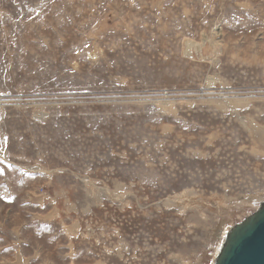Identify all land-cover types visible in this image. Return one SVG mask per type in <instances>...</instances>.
<instances>
[{
	"label": "rangeland",
	"instance_id": "rangeland-1",
	"mask_svg": "<svg viewBox=\"0 0 264 264\" xmlns=\"http://www.w3.org/2000/svg\"><path fill=\"white\" fill-rule=\"evenodd\" d=\"M263 202L264 0H0V264H216Z\"/></svg>",
	"mask_w": 264,
	"mask_h": 264
},
{
	"label": "water",
	"instance_id": "water-1",
	"mask_svg": "<svg viewBox=\"0 0 264 264\" xmlns=\"http://www.w3.org/2000/svg\"><path fill=\"white\" fill-rule=\"evenodd\" d=\"M216 264H264V202L231 229Z\"/></svg>",
	"mask_w": 264,
	"mask_h": 264
},
{
	"label": "bare ground",
	"instance_id": "bare-ground-1",
	"mask_svg": "<svg viewBox=\"0 0 264 264\" xmlns=\"http://www.w3.org/2000/svg\"><path fill=\"white\" fill-rule=\"evenodd\" d=\"M192 43H193V42L190 41V43L188 44V48H190V49L192 48V45H191ZM197 46H198V45H197ZM202 46H203V45H202ZM193 47H194V46H193ZM186 48H187V47H186ZM211 83H212V82H211ZM243 205H244V204H243ZM246 205H247V204H246ZM169 207H170V206H169ZM136 240H137V239H136Z\"/></svg>",
	"mask_w": 264,
	"mask_h": 264
}]
</instances>
